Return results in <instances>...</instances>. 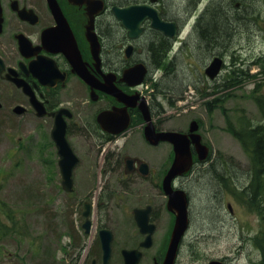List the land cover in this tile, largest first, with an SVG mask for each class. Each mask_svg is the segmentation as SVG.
Returning <instances> with one entry per match:
<instances>
[{
  "label": "rangeland",
  "instance_id": "1",
  "mask_svg": "<svg viewBox=\"0 0 264 264\" xmlns=\"http://www.w3.org/2000/svg\"><path fill=\"white\" fill-rule=\"evenodd\" d=\"M195 1H201L197 9ZM195 1L191 5L196 14L220 0ZM163 2L168 4L170 16L175 17L186 9L187 0ZM243 8L250 13L260 12L264 19V0H255ZM242 12L240 16L244 18ZM192 20L184 34L191 28ZM255 23L236 26L231 37L215 50L205 52L192 45L190 64L181 61L185 71L180 72L183 79L176 87L193 82L199 84L200 93L187 90L186 99L169 104L166 97L170 93L163 91L151 101L158 128L185 131L195 122L204 143L213 150L206 168L198 169L189 182H184L190 224L175 264H207L213 258H222L227 264H264V174L252 175L254 193L248 187L241 188L249 181L244 169L250 167L249 155L242 142L230 133L231 129L245 126L248 120L250 124L264 121L254 101V97L264 101V21ZM82 41L88 58L84 36ZM214 54L220 55L225 65L219 76L205 80L202 70ZM242 66L249 67L248 76L240 83L223 87L227 74ZM158 75L156 72L154 77ZM147 84L148 88H141L146 98L152 93L150 80ZM61 90L64 101L83 100L77 112L82 114L84 126L77 124V116L68 120L67 137L79 158L73 170L71 193L64 192L60 185L56 149L47 137L50 119H36L31 112L14 114L11 106L20 101L17 98L7 97L0 109V264H91L92 260L93 264H100L97 231L101 227L113 232L111 263L116 264L120 249L135 246L139 239L136 228L130 227L132 209L150 202L161 209L160 226L141 264H152V256L161 261L174 215L166 210L165 199L161 205L162 198L150 183L123 169L125 157L136 156L149 164L152 180H161L173 158L170 144L148 146L142 136L144 122L133 114L128 129L101 148L102 136L90 115L99 104L116 101L102 97L98 105H93L88 91L75 80L65 83ZM214 99L211 104L206 103ZM213 165L222 171L218 178L212 174ZM85 202L92 204L88 234L81 227Z\"/></svg>",
  "mask_w": 264,
  "mask_h": 264
},
{
  "label": "flooded vegetation",
  "instance_id": "2",
  "mask_svg": "<svg viewBox=\"0 0 264 264\" xmlns=\"http://www.w3.org/2000/svg\"><path fill=\"white\" fill-rule=\"evenodd\" d=\"M94 1L95 0L91 1V3H96ZM55 2L61 10V17L59 18H56L53 15L48 0H0V59L4 64V70L0 73L1 107H3V103L7 97L17 98L20 99V101L15 102L11 106L12 111L13 106H21L24 108L22 114L30 112L35 114L33 111L34 109L30 105L29 98L23 92L22 88L17 87L14 82L5 79L4 76L8 69H11L13 73H16L17 78H20L25 83H27L36 96L43 100L48 111L54 109L53 104L55 103V101H53L49 95L53 93V91H58L59 89H49L48 86L40 83L30 70V64L34 68L41 71L51 69V65L55 64L61 72L67 74L66 80H68V83L75 80L85 85L71 71L72 66L69 59L65 55L66 51H68L70 54L72 52H76V54L78 53L81 60L85 62L89 72H91L98 80H102V75L104 74L113 73L114 84L127 94H132L134 92L137 93L138 96L135 103H138L140 101L139 97L143 96V94L139 93L137 86H129L125 81H123L122 73L125 68L139 63L144 64L148 69V59L145 56V38L146 36L161 34L152 29L149 26V21L144 19L141 22L142 29L140 35L134 38H129L126 30L122 27L121 22L114 16L112 7H124L130 4H141L149 1L101 0L100 8L97 13H93L92 18L93 30L97 34L98 40L100 42L101 63L99 69L95 68L91 56L86 58L87 53L82 41L83 36L85 38V26L89 21V11L86 9V4L84 2L76 3L71 0H55ZM162 3L163 1L159 0L154 4L159 13L162 12ZM192 9L193 7L191 5L187 6V10ZM188 15L189 12L187 13V11L184 10L181 12L178 19H170L177 23L178 27L182 29V33L189 22V20H187ZM84 21L86 22L84 23ZM48 29L52 31V37L50 41L49 39H42L44 32ZM108 30H113L114 34L109 33ZM109 35H112L113 40H108V38L106 39V37ZM178 38L179 40L175 41V43H178L177 47L180 49V47H182L183 43L185 42V37L180 35ZM19 39H23V41L26 43L24 50L25 53L21 52L19 49ZM128 45H131L130 50L127 49ZM87 48L89 49L88 44ZM98 96V98L101 97V100H103L102 97H104V100H106V98H110L109 95L102 92H99ZM108 101L109 100L106 102ZM57 102L58 106H66L73 113L75 111L73 106L75 105V108H77L78 105V99L75 101L62 100ZM114 105L121 106V104L117 101ZM109 106L111 107L112 104ZM149 108L150 111H154L153 105L149 104ZM128 110L130 116H132L134 112L138 111L136 107L129 108ZM156 129H158V127ZM109 136L115 135L110 134ZM135 166H137L136 162L133 164L131 171L137 172ZM194 169V166H191V169H189L188 172L175 179L174 184L177 187H182L186 190L184 182L188 179L189 174H191ZM145 180L150 183L151 189L154 188L158 195L162 194L160 185L161 180H159V177L152 180V177L150 178L149 176L145 178ZM149 195L152 199L150 191ZM162 203L163 200L161 201V205ZM150 205L152 208L150 210L149 222L154 225V229L151 234V246L147 249H150L153 246L154 234L157 230V227L160 226L159 217L161 216V214H159L161 209L157 208V204H153V202H151ZM171 213L172 212H170V214ZM143 237L144 235L139 233L137 244L133 246V248L141 250L142 256L140 257L137 264H141L144 252L147 250L139 247V243ZM165 251L162 253L163 257ZM158 253L161 254V251ZM178 256L179 251L177 257ZM177 257L174 264L176 263ZM151 258L153 260L152 264H161L162 262V260L158 261L155 256H152ZM115 262L116 264H123L121 255L118 256ZM93 263H95V260H92L91 264Z\"/></svg>",
  "mask_w": 264,
  "mask_h": 264
},
{
  "label": "water",
  "instance_id": "3",
  "mask_svg": "<svg viewBox=\"0 0 264 264\" xmlns=\"http://www.w3.org/2000/svg\"><path fill=\"white\" fill-rule=\"evenodd\" d=\"M51 11L56 18L61 17L60 10L55 2V0H48ZM76 3H88L89 0H72ZM154 1V0H151ZM113 13L116 18L120 19L123 26L129 29V35L132 37L138 35V22L144 17H148L152 20V26L162 30L166 35L173 36L175 33V24L170 22L162 21L158 15L156 10L146 4L142 5H131L124 8H112ZM52 31L50 29L44 32V36L42 39H51ZM86 38L90 44L91 54L96 62L98 61V52L99 45L97 41V37L94 32L90 31V28L86 30ZM25 43L21 42L22 52L25 50ZM64 51V50H62ZM66 57L69 59L73 66V70L77 72V74L89 85L93 88H99L101 90H105L111 95L115 96L119 101L123 102L124 105L121 107H112L109 110H103L100 112L96 120L101 126L102 129L111 133H118L125 129L129 122V115L127 113V106H133L135 102L133 101L136 97L134 95H127L117 87H115L111 83V79L107 81V84H97L95 79L87 72L85 69L84 63L81 61L79 54L76 52H72L71 54L66 51ZM222 60L219 57H214L210 64L206 67L205 73L213 78L219 71ZM2 64L0 63V71ZM51 70L47 69L43 72H36L37 77H39L40 82L48 85H53L54 80L50 82H46L43 78V75H50ZM143 73V67L132 68L129 71H125L123 75V79L128 81L129 84H137L141 81V75ZM130 77L132 80H130ZM27 93H29L30 101L35 109L38 111V115H43L45 110L41 102H38L37 99L32 95L30 89H25ZM140 113L143 119L146 121V125L143 128L145 138L151 144H157L160 140L169 141L173 144L174 149V158L173 161L163 178V190L165 194L168 196L167 207L169 210L175 212V222L173 225L170 242L165 254V258L163 264H173L176 250L178 247V243L181 239V236L184 230L187 227V197L183 190H174L171 187L172 179L185 171L191 162V153L189 149L190 139L187 135L174 132V131H162L155 132L154 126L150 119V114L148 111L147 105L144 103L143 99L138 105ZM65 112L67 115H71L69 111L66 109H59L52 113L55 117L54 125L51 131V135L56 143L57 152L59 155V167L62 174L61 185L65 191H71L73 186V178H72V170L76 165L78 159L76 155L73 153L66 137V123L62 117V113ZM196 126H191L190 130L193 132ZM191 137V141L195 143L197 146V151L199 153V158H204L206 155V147L199 143V135L195 133L189 134ZM132 159H126V167L129 169L131 167ZM140 171H146V165L142 164L140 166ZM148 210L149 208H135L133 210L134 219L137 223L141 232H151L152 226L148 224ZM90 213V204H84L83 215L85 216V221L82 224L85 232H89V228L91 226V221L88 216ZM101 249H102V264H108V260L111 252V239L112 233L107 228H101L98 231ZM150 236L147 235L144 241L141 242V245L144 247H148L150 245ZM124 264H136L139 257L140 252L135 249H122L121 251ZM208 264H224L220 260H210Z\"/></svg>",
  "mask_w": 264,
  "mask_h": 264
},
{
  "label": "trees",
  "instance_id": "4",
  "mask_svg": "<svg viewBox=\"0 0 264 264\" xmlns=\"http://www.w3.org/2000/svg\"><path fill=\"white\" fill-rule=\"evenodd\" d=\"M194 1L195 0H187L184 8H187V6L194 3ZM254 1L255 0H227V2H225V0H220L216 5L214 4L215 6L210 4L207 6V8L205 7L206 9L201 12L200 16L195 22V27L191 37L193 46H199V50L205 52L215 50L216 48L224 45V43L233 34L236 26L243 25L244 27H247L251 26V24L255 22V25L260 24V21H264L263 17L260 18L262 16L260 12L258 13L256 11L254 13H250L248 10H246V8H243L244 5H250L254 3ZM242 11H244V18L240 16V14L243 13ZM108 32L114 34L113 30H108ZM107 38L108 40H113L112 35L107 36L106 39ZM168 47V41L161 35H150L146 36L145 38V56L148 59L149 65L152 68L163 66V76L161 79L163 77L164 78L162 81L160 79L153 84L154 90L156 93H162L163 91L169 92L170 94L167 96L168 103L173 104L177 99L183 97V93L188 85L195 87L197 92L199 90L192 82H186L180 88L176 87V84H179V81L183 79V76L180 72L185 71L181 63V59L184 60V58L182 55L180 58L178 56L179 54L177 53L168 61H165ZM183 62L186 63L185 61ZM189 66L191 67V65ZM248 71L249 67L246 68L245 66L232 69L224 79L226 82L223 83V87L227 88L233 83L242 82L248 76ZM172 85V88L169 87ZM166 87H168V91L164 90ZM254 99L260 111L264 113V101L258 97H254ZM214 101L215 99L210 102ZM210 102L207 101L206 103L211 104ZM230 132L240 141H242L245 148L248 147L247 141L250 143L249 145H251V151H248V155L250 158L251 167L254 170L253 175L256 172L258 173V176L264 174V126L258 125L254 126L253 128L248 127L244 131L231 129ZM240 132L242 134H240ZM211 171L212 174H215V177L217 178L222 173V171L215 165H213ZM253 184L254 183L251 182L250 186L248 185V189H251V192L254 193L255 190L253 188ZM261 187H263L262 183Z\"/></svg>",
  "mask_w": 264,
  "mask_h": 264
}]
</instances>
